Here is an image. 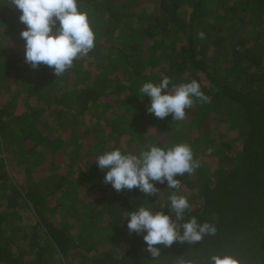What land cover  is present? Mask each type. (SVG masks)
<instances>
[{
    "label": "trees",
    "instance_id": "obj_1",
    "mask_svg": "<svg viewBox=\"0 0 264 264\" xmlns=\"http://www.w3.org/2000/svg\"><path fill=\"white\" fill-rule=\"evenodd\" d=\"M78 3L95 46L56 77L25 62L21 12L0 0V264H58L52 252L59 264H210L214 254L264 264V0ZM165 77L169 89L197 80L211 102L196 100L183 120L156 118L140 88ZM216 121L233 137L214 136ZM179 143L200 162L177 177L191 204L181 223L195 216L217 231L158 245L154 258L126 218L142 204L160 210L176 190L157 182L158 196L117 192L96 159ZM23 211L35 231L11 232Z\"/></svg>",
    "mask_w": 264,
    "mask_h": 264
},
{
    "label": "clouds",
    "instance_id": "obj_2",
    "mask_svg": "<svg viewBox=\"0 0 264 264\" xmlns=\"http://www.w3.org/2000/svg\"><path fill=\"white\" fill-rule=\"evenodd\" d=\"M8 4L21 12L19 20L26 25L20 33L25 41V62L34 69L46 65L54 69L57 77L72 68L75 59L87 56L95 46L89 14L80 9L78 0H8ZM199 36L202 39L204 33L200 32ZM169 84L170 79L165 77L159 84L145 82L140 88L142 96L150 98L148 111L158 119L171 114L173 120H183L186 109H191L196 100L211 102V97L201 90V84L195 79L173 85L171 89ZM96 164L106 170L104 182L110 183L117 192L138 188L146 196H158L157 182H166L167 188L176 190L168 197L170 203L161 204L160 210L142 204L126 218L130 233L144 234L146 250L152 257L160 255L158 245L196 244L205 235L216 233L214 224L200 223L195 216L181 223L185 212L191 210V204L186 196L177 194L182 187L177 177L185 173L191 175L200 167L190 145L179 143L168 148L153 145L139 154H126L116 148L99 155ZM165 208L169 209L168 213ZM209 259L210 264H241L230 254H214ZM174 264L193 262L178 257Z\"/></svg>",
    "mask_w": 264,
    "mask_h": 264
},
{
    "label": "rangeland",
    "instance_id": "obj_3",
    "mask_svg": "<svg viewBox=\"0 0 264 264\" xmlns=\"http://www.w3.org/2000/svg\"><path fill=\"white\" fill-rule=\"evenodd\" d=\"M4 88V87H3ZM211 132L214 136H220L221 133H228L229 137H233V131L228 130V126L226 125V123L224 122H220V121H216L213 126L211 127ZM230 132V135H229ZM232 135V136H231ZM10 156V155H8ZM9 158V157H8ZM10 159V158H9ZM13 180L11 179L10 181H8L6 184L10 186V184L13 185ZM13 222V224H11V222H8V228L11 230L12 232V228H17L19 226L18 232L21 233H25V232H31V231H35L36 228V218L32 216L31 213H29V211L24 212L21 214V216H14L13 220H11ZM14 225V227H13ZM78 226V225H76ZM75 229V227L73 228V230ZM42 232V230H41ZM43 234V232H42ZM40 242L42 244H46V236H42L40 238ZM52 257H55L56 259V263H60V258H58V255L55 252H52ZM62 261V260H61ZM68 264H72L71 262ZM75 264V263H73Z\"/></svg>",
    "mask_w": 264,
    "mask_h": 264
}]
</instances>
